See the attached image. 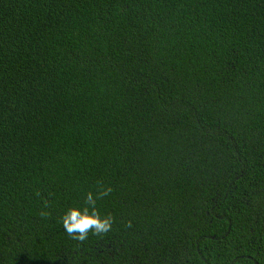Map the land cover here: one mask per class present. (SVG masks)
<instances>
[{
    "label": "trees",
    "instance_id": "trees-1",
    "mask_svg": "<svg viewBox=\"0 0 264 264\" xmlns=\"http://www.w3.org/2000/svg\"><path fill=\"white\" fill-rule=\"evenodd\" d=\"M0 264H264V0H0Z\"/></svg>",
    "mask_w": 264,
    "mask_h": 264
},
{
    "label": "clouds",
    "instance_id": "clouds-1",
    "mask_svg": "<svg viewBox=\"0 0 264 264\" xmlns=\"http://www.w3.org/2000/svg\"><path fill=\"white\" fill-rule=\"evenodd\" d=\"M110 191V188H104L95 196L89 192L84 198V204L68 207L60 218L63 230L80 241L87 239L90 232L93 235L108 232L112 225V218L99 213L96 200Z\"/></svg>",
    "mask_w": 264,
    "mask_h": 264
}]
</instances>
